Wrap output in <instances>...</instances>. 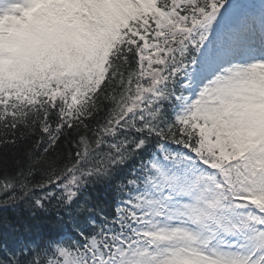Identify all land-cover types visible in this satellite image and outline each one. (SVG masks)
Here are the masks:
<instances>
[{"label":"snow or ice","instance_id":"1","mask_svg":"<svg viewBox=\"0 0 264 264\" xmlns=\"http://www.w3.org/2000/svg\"><path fill=\"white\" fill-rule=\"evenodd\" d=\"M0 264H264V0H0Z\"/></svg>","mask_w":264,"mask_h":264},{"label":"trees","instance_id":"2","mask_svg":"<svg viewBox=\"0 0 264 264\" xmlns=\"http://www.w3.org/2000/svg\"><path fill=\"white\" fill-rule=\"evenodd\" d=\"M8 215H9V216H11V215H12V213H11V212H9V213H8Z\"/></svg>","mask_w":264,"mask_h":264}]
</instances>
